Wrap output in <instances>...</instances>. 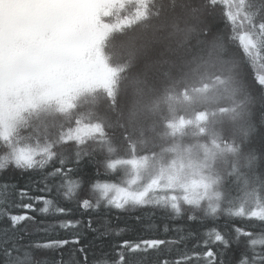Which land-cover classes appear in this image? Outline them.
Returning <instances> with one entry per match:
<instances>
[{
  "label": "snow or ice",
  "instance_id": "6c2138e0",
  "mask_svg": "<svg viewBox=\"0 0 264 264\" xmlns=\"http://www.w3.org/2000/svg\"><path fill=\"white\" fill-rule=\"evenodd\" d=\"M129 4L135 12L126 15ZM133 26L144 35L130 37L129 59L112 64L107 40ZM261 55L264 0H0V171L52 167L43 187L5 183L13 192L0 210V264H41L36 254L52 251L61 252L54 264H148L149 253L158 256L150 264H264V74L253 75ZM86 97L105 104L86 108ZM21 136L32 143L19 146ZM85 160L106 206L160 209L212 227L190 233L191 250L175 261L162 254L180 241L130 239L110 221L100 232L91 216L59 222L73 238L27 239L36 220L29 212L47 213L53 202L49 177L68 185L64 195L80 209L100 208L83 193ZM81 227L117 239L97 250L82 243Z\"/></svg>",
  "mask_w": 264,
  "mask_h": 264
},
{
  "label": "trees",
  "instance_id": "16d2710c",
  "mask_svg": "<svg viewBox=\"0 0 264 264\" xmlns=\"http://www.w3.org/2000/svg\"><path fill=\"white\" fill-rule=\"evenodd\" d=\"M167 4V0H165ZM170 6V5H169ZM135 12V8L129 4L128 8L125 10L126 15H131ZM104 22H111V18H101ZM129 33L126 35H121L119 33H114L106 42L105 51L106 54L110 57V61L114 65H120L129 59L130 55L133 52V45L130 37L132 36H142L144 35L142 28L138 26H133L131 29L127 30ZM143 43V40L136 41V47H139ZM157 48L162 47L157 44ZM257 66H261L264 69V55L257 56V61L254 64L253 75H256L255 69ZM99 103L101 105L105 104L101 98L93 100L92 97H86L81 103L85 104V107H92L94 103ZM38 133H43V130L37 127ZM33 133V137L37 134ZM134 135H139V130L137 129L134 132ZM145 135H149L145 129ZM20 138H26L21 136ZM32 140L31 138H29ZM257 147H259L258 142L254 141ZM0 157L3 158V153H0ZM52 171V167L46 166L43 172L33 171V172H23L20 170H15L10 168L7 171H0V210H2L3 202L12 194L13 190L11 187L6 189L4 187L5 183L8 185H17L18 187H27L29 189H35L43 187V184L40 181L44 178L46 172ZM101 172L104 173V169H101ZM79 175L84 177L83 193L95 197L94 200L99 201L100 208L98 210L90 209L85 212L83 209L78 207L77 199L75 196L64 195L67 192L68 185L65 184L64 187H59L62 183L59 177H49L48 183L53 187V192L51 198L53 202L48 206L47 213L41 212H29L30 215L35 216V222L29 221L27 223V228L31 235L27 239L35 241H44L49 237L52 239L60 238H73L74 233L66 231L59 227V222L65 219H80L86 221L89 216L97 221L98 226L100 227V232H103V224L105 221H110L113 228L124 229L125 231L122 235L130 238L136 239L140 235H155L161 238H166L170 241H180V243H174L171 245V252H165L162 255L167 256L169 261H175L182 252L186 249L191 250L192 244L195 242L189 237V234L192 232L202 234L203 231L207 228L212 227L213 222L211 220H195L190 221L187 219V216L179 218H170L169 214L163 212L160 209H155V214H153V209L148 208L147 210H135V211H120L111 206H106V201L102 199L101 194L98 190H95L90 187V185L96 180L95 168L92 163L88 160H85L81 166ZM106 175H112L107 173ZM103 176L101 180H103ZM122 176L120 177L121 182ZM74 191L77 193L81 192V189L75 188V181L73 183ZM34 195H46L45 193L33 192ZM115 192H110L109 195L113 196ZM60 205L67 209H71V216H63L56 212V206ZM39 207H44L43 203ZM18 214H22L25 210L15 209ZM119 216V220L116 217ZM140 216V220H137L136 217ZM5 223L0 221V230L5 227ZM216 226L219 228H224L226 222L224 219L216 222ZM82 236V243L84 245H93L97 250L105 246L109 240H116L117 237L110 236L104 237L100 236L99 233H93L87 231L85 228L81 227L79 229ZM181 237H186L187 239L181 240ZM2 238V237H0ZM259 247V244L257 245ZM64 252V259L68 260L70 258V253L67 250H61ZM60 251L52 252H40L37 253V258L41 261V264H54L55 260L60 258ZM158 258L156 254H148V264L151 261H154ZM130 259L135 262H143L144 256L142 254H134Z\"/></svg>",
  "mask_w": 264,
  "mask_h": 264
},
{
  "label": "rangeland",
  "instance_id": "374dc122",
  "mask_svg": "<svg viewBox=\"0 0 264 264\" xmlns=\"http://www.w3.org/2000/svg\"><path fill=\"white\" fill-rule=\"evenodd\" d=\"M159 45L163 48V44H159ZM253 55H256V54L254 53ZM256 61H257V58L255 59V63H256ZM75 72H76V69L72 65H69L68 67H66L64 69V74L65 75H68V76L74 75ZM255 73H256V75L257 74H264V69L261 66H257L256 65ZM40 119L43 120V119H50V118H46V117H44L43 114H41ZM37 127L43 130V126L41 124L37 123ZM17 142H18L19 146L23 147V146H26V145H30L32 143V140H30L29 137H26L25 139L18 137V141ZM0 159H2V157H0ZM129 179H130V176L128 174L123 175L122 176V179H121V182H120V186H124V184H126V182ZM115 195H117V193L116 194H113V196H115ZM90 196L92 197L93 202L95 203L96 200H94L95 197L93 196V194H91Z\"/></svg>",
  "mask_w": 264,
  "mask_h": 264
}]
</instances>
